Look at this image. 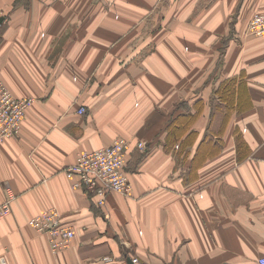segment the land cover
Masks as SVG:
<instances>
[{
  "label": "crops",
  "instance_id": "obj_1",
  "mask_svg": "<svg viewBox=\"0 0 264 264\" xmlns=\"http://www.w3.org/2000/svg\"><path fill=\"white\" fill-rule=\"evenodd\" d=\"M263 13L264 0H0V81L34 99L0 143V258L258 264L264 37L247 27ZM118 137L133 191L101 206L65 169ZM49 209L76 234L56 253L28 223Z\"/></svg>",
  "mask_w": 264,
  "mask_h": 264
},
{
  "label": "built area",
  "instance_id": "obj_2",
  "mask_svg": "<svg viewBox=\"0 0 264 264\" xmlns=\"http://www.w3.org/2000/svg\"><path fill=\"white\" fill-rule=\"evenodd\" d=\"M247 31L251 35L264 37V13L255 15L249 21ZM33 102V98L16 97L9 87L0 81V143L18 137L26 111ZM85 112V108L79 110L80 114ZM130 144L127 138L118 137L108 146L81 152L76 162L65 169L67 178L74 181V187L97 195L101 206L105 204L108 193L117 192L126 197L131 196L133 185L125 169ZM137 146L140 149L146 148L144 142H139ZM11 204L12 197L0 205V220L10 215ZM28 223L37 233L48 237L54 253L66 250L73 244L75 231L62 223L60 213L56 209L46 210L32 217ZM133 262L137 263L138 259ZM0 264H6L4 258H0ZM258 264H264V257L259 259Z\"/></svg>",
  "mask_w": 264,
  "mask_h": 264
},
{
  "label": "trees",
  "instance_id": "obj_3",
  "mask_svg": "<svg viewBox=\"0 0 264 264\" xmlns=\"http://www.w3.org/2000/svg\"><path fill=\"white\" fill-rule=\"evenodd\" d=\"M231 103H232V102L230 101V104H231ZM189 124H190V123H189ZM189 124H187V126H188ZM192 137H193V134H191V135L189 136L188 141L191 140Z\"/></svg>",
  "mask_w": 264,
  "mask_h": 264
}]
</instances>
